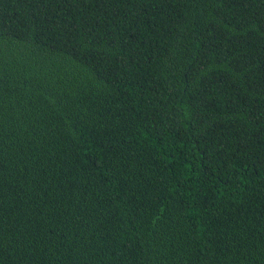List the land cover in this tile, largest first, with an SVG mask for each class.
Returning a JSON list of instances; mask_svg holds the SVG:
<instances>
[{
	"label": "trees",
	"instance_id": "obj_1",
	"mask_svg": "<svg viewBox=\"0 0 264 264\" xmlns=\"http://www.w3.org/2000/svg\"><path fill=\"white\" fill-rule=\"evenodd\" d=\"M0 264H264V0H0Z\"/></svg>",
	"mask_w": 264,
	"mask_h": 264
}]
</instances>
